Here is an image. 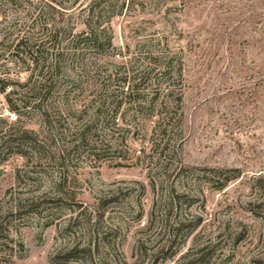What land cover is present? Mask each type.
I'll use <instances>...</instances> for the list:
<instances>
[{
	"label": "rangeland",
	"instance_id": "obj_1",
	"mask_svg": "<svg viewBox=\"0 0 264 264\" xmlns=\"http://www.w3.org/2000/svg\"><path fill=\"white\" fill-rule=\"evenodd\" d=\"M90 8L113 49L74 53L71 35L87 32ZM55 30L59 38H44ZM35 39L52 50L49 63L57 50L63 58L50 125L35 113L17 118L5 101L30 76L12 54ZM125 77L174 118L161 157H145L158 144L156 119L128 105L119 128L96 123L98 157L93 141L77 142L98 97ZM1 81L0 264H55L72 242L90 241L85 229L99 214L103 264H264V0H0ZM24 130L43 143L29 159L16 153ZM180 165L187 173L177 177ZM161 186L188 197L170 204ZM180 221L189 228L177 231Z\"/></svg>",
	"mask_w": 264,
	"mask_h": 264
},
{
	"label": "trees",
	"instance_id": "obj_2",
	"mask_svg": "<svg viewBox=\"0 0 264 264\" xmlns=\"http://www.w3.org/2000/svg\"><path fill=\"white\" fill-rule=\"evenodd\" d=\"M93 11L94 10L90 8V12L92 14L85 23L87 32L77 35H71V46L74 53L79 52V49L81 47L91 48L92 50L97 52H101V50L104 48H106V50L113 49L110 37L105 34L106 31L102 28V30L97 32V29L101 27V14L98 13L99 15L93 17ZM60 34L61 33L59 30H55L53 34H51L50 36L47 35L44 38H48L47 40H56L57 38H59ZM100 34L103 35L101 36ZM30 39L33 38H29V40ZM25 42L26 41L21 39L18 42L17 46L20 47L22 44L26 45ZM38 42H40V44L43 43L42 40L35 39V41L31 42L32 45L28 48V50L23 51L21 49H17L12 54V56H14L16 60L18 59L22 62V65L25 66L26 71H30V76L26 83L23 85L26 90L24 92H18L15 90L5 94V101L7 103V110L17 116V118L30 113H35L39 117V119H41L43 124L50 125V113L54 111V108L51 104H48L47 101L49 99L48 96L55 88L56 84L54 79L55 77H57V74L61 70V63L63 62V58L61 52L57 50L53 54V62L49 63L48 56H52L50 54V51L52 50H40L41 45H38ZM1 82L2 86L0 87V93H5L6 84H4L3 81ZM114 83L115 81L113 80L111 84L114 85ZM131 83V78L125 77L124 80L121 81L120 85H118V89H116L115 91L113 90L108 94H100L101 96H99L96 101L98 103H96V106L93 108L91 118L92 120H87V122L83 126H80L76 129L77 132H75V135L77 138V142L81 146H88V144L86 145V143H89L90 141L92 143L93 141V143L91 144L92 146L88 147L89 153H93L91 154L92 156L98 157V154H96L98 148L94 146L96 145V141L98 140V134L95 132L96 123L100 122V124L103 125V128L106 129H108V127H111V129L118 127V115L120 114V118L124 115L123 112H120V110L123 106L125 107L127 105V107H130L132 110H134L135 115H143L145 117L147 116L156 119V121L154 122V133L158 139V144L154 145L155 143L152 142L151 148L149 149L150 154H146L145 157L148 159H153V153H157V155L161 157L163 156L162 154L164 153V151H166L167 143L169 141L168 134L172 132L169 129H172V120L174 119L172 117H168L167 115L168 106L161 103L160 105H157L156 96H153L148 102H145L144 98L141 97V95L138 93L137 85H132ZM125 85H127V87H125ZM125 88L127 89V91H125ZM80 91L82 90L80 89ZM11 95L16 96V99H12ZM181 101V95H178L173 100L176 105L177 111H180ZM90 107H93V105H90ZM90 107L83 106L84 109H90ZM150 108H153V110H151ZM147 110H149V113L147 112ZM81 112H84V110H81ZM180 122L181 120L179 119L177 124H180ZM7 137L8 139L10 138L9 135H7ZM93 138L95 139L93 140ZM19 139L20 142L16 144V147H19L20 145H23L22 143H25V148L18 149L16 152L22 158L29 159L32 153L41 154L43 143L38 140L37 135L33 131L24 130L22 135L17 138V140ZM17 140L13 139L12 141L16 143L15 141ZM182 140V137H180L177 144L178 147L181 146ZM3 143H5V141ZM157 147H161L159 152H154L156 151ZM105 148L107 151L110 150V147L108 145H105ZM186 171L187 170H184L180 165V170L176 172L175 176L178 177L179 175H181V173H187ZM199 171L206 172L207 170L201 169ZM196 177H198V175ZM236 177L237 175L224 176L222 179L218 180L219 188H223L228 182L235 179ZM60 181H63L61 180V177L58 183ZM152 189L155 191V185L153 183ZM156 192L160 194L161 200L168 201L170 204L177 203L181 198L188 197L184 192H176V189L173 186H169L166 192L161 186L158 190H156ZM32 203L33 202L31 201V204ZM102 220L103 216L99 214L95 220H93L92 222H88V228H86L85 231L89 233L90 241L87 242V244H80L79 242L77 243V241L72 242L65 248V250L63 251L64 254H59L53 257L52 262L55 264H65L69 261H75L80 259V257H83L82 259L85 260L84 264H103L101 260L95 259L97 258L95 256H97L99 252L100 242L102 244L106 240V235H101L98 232ZM46 225H50V223H47ZM176 226L177 231L181 230L184 227L189 228V226H186L183 221L177 223ZM1 229L2 226L0 224V231ZM17 245L18 248H22V244L19 243ZM10 251L13 252L12 247L10 248ZM58 259H61L63 262H56Z\"/></svg>",
	"mask_w": 264,
	"mask_h": 264
}]
</instances>
